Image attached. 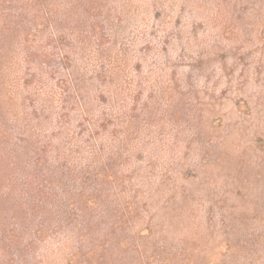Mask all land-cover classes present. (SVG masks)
I'll use <instances>...</instances> for the list:
<instances>
[{
    "label": "rangeland",
    "instance_id": "rangeland-1",
    "mask_svg": "<svg viewBox=\"0 0 264 264\" xmlns=\"http://www.w3.org/2000/svg\"><path fill=\"white\" fill-rule=\"evenodd\" d=\"M0 264H264V0H0Z\"/></svg>",
    "mask_w": 264,
    "mask_h": 264
}]
</instances>
